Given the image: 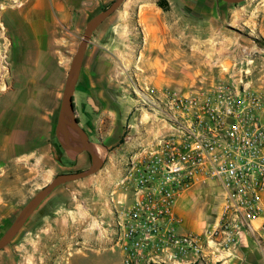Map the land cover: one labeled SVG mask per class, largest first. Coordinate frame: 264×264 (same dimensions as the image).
I'll use <instances>...</instances> for the list:
<instances>
[{"label": "rangeland", "instance_id": "374dc122", "mask_svg": "<svg viewBox=\"0 0 264 264\" xmlns=\"http://www.w3.org/2000/svg\"><path fill=\"white\" fill-rule=\"evenodd\" d=\"M3 1L5 0H0V3ZM113 1L72 0L71 15L74 18L72 17L68 26L69 32L65 33L55 23L53 34L55 41L46 44L48 50L43 51L45 55L41 59V64L25 68L20 65L15 66V63L23 62L28 49L24 42H16L15 35L12 36L7 32L1 13L8 7L21 9L25 7L26 2L7 0L8 6L0 9V101L9 100L17 95L20 97L23 92L19 87H29L30 89L24 92L25 97L19 100H23V104L30 108L31 119L34 115L45 117L44 125L51 137L58 133L60 129H55L54 125L59 121V107L65 79L87 20L108 8ZM219 1L223 10L222 25L227 34L237 39L241 57L233 58L234 54L229 48L225 50L219 62H229L227 69L222 70L225 75L224 80L228 79V75H232L235 79L242 77L244 83L253 89L264 90V39L260 37L256 27L257 20L264 15V0H246L239 4ZM228 9L234 12L231 22ZM136 10L137 7L132 0H125L90 38L92 43L89 44L90 47L87 48V55L83 61L81 86L89 87L90 95L87 96H90L96 109L92 112L85 96H78L76 104L77 110L83 104L97 137L109 131L116 134L127 116V123L158 125L161 132L165 130V123L152 115L149 109L141 106L140 99L145 97L144 93L147 92L145 88H136L131 83V80L136 79L134 73L130 71L131 67L126 69V74L131 78L129 76L124 78L125 73L121 72L124 67L118 64L121 54L128 51L122 38H129L130 35L125 33L126 29L136 26ZM248 15L253 21L246 24L245 18ZM135 40L136 48L139 39L135 38ZM221 40L229 44L227 39ZM231 46L233 47V44ZM135 52L136 50L134 54ZM17 74H35L36 81L15 82L13 79ZM108 76L111 77L110 82ZM218 76L219 74L214 72L215 81L222 79H217ZM108 90L113 92L115 97H110ZM108 108L114 110L116 114L108 113ZM126 111H130V114H126ZM79 121L84 123L82 115ZM59 134L62 146L56 147V156L61 160L59 164L62 169L54 163L51 152L47 154L44 172L38 171L37 162L30 160L27 163H19L20 169L23 167L22 171H19L23 176L16 185L12 184L13 178L9 176L7 178V174L0 179V238L14 223L28 201L52 178L59 174L80 172L89 168V155L72 150L66 143L67 137L64 132L61 131ZM110 137L113 136L110 134ZM125 137H129L127 131L119 138L114 137V140H110L114 145L108 151L114 150V153L109 156H105V152L97 146L103 162L97 173L58 186L51 191L12 241L0 250V264H120L115 229L112 225V218L114 219L116 213L111 199L118 198L121 189L117 185L130 161L124 164L122 160L123 150L120 148L124 146ZM79 153L83 155L78 156ZM24 166L30 169L35 166V171L29 172ZM212 182L208 181L193 189H199ZM201 196L199 201L203 203L206 198L204 194ZM222 204L223 201L219 203L218 200L211 202L210 217L216 218L218 213L220 215ZM121 210L122 208H119V211Z\"/></svg>", "mask_w": 264, "mask_h": 264}, {"label": "crops", "instance_id": "0c3cea01", "mask_svg": "<svg viewBox=\"0 0 264 264\" xmlns=\"http://www.w3.org/2000/svg\"><path fill=\"white\" fill-rule=\"evenodd\" d=\"M157 1L132 0V3L137 7L136 26L126 29L125 33L130 37L122 38V40L125 41L124 45L128 51L121 54L118 62L120 66L124 67L121 70L125 73L124 78H128L129 75L126 74V69L131 67L130 71L136 76V79L131 80V83L136 88L171 89L180 92L212 84L216 79L214 72L219 74L217 79H224L225 75H223L222 70L227 69L229 62H219L225 50L229 48L230 52L234 54L233 58L240 59L241 57L237 47V39L227 34L225 27L222 25V3L219 0H165L169 9L163 11L157 6ZM23 2H26L25 7L21 9L8 7L7 10L1 13V18L7 32L12 36L15 35L16 42H24L26 49H28L23 62L18 61L15 63V66L20 65L26 68L27 66L41 64V59L45 55L43 51L48 50L46 44L55 41V36H53L55 23L65 33H68V26L74 16L71 15L73 11L72 0H23ZM227 11L230 12L231 22L234 12L231 9ZM235 11L238 12L237 8H235ZM252 21L253 19L249 15L245 18L246 24ZM256 27L260 37L264 39V15L257 20ZM121 33L123 34V32ZM135 38L139 39L136 48ZM223 38L227 39L229 44L223 42L221 40ZM89 44L87 48L90 47ZM231 44H233V47ZM87 48L84 58L87 55ZM81 73L82 66L73 94L75 118L89 141L96 148L98 146L101 151H104L105 156L114 153V150L108 151L114 145L110 140H114V137L119 138L125 131H127L129 137L124 138V146L120 148V150H123L122 160L124 164L142 154L143 148L148 149L155 138L165 135L166 129L161 132L158 125L145 126L127 123V116L123 119L124 122L117 129L116 134L109 131V133L105 132V134L102 133L97 137L96 130L90 123L89 114L83 108V104L77 110L76 98L78 96H85L88 100L87 105L92 112L96 109L93 101L89 98L90 96H87L90 95L89 87L86 85L82 88L81 86ZM110 80L111 77L108 76V81L110 82ZM13 81L35 82L36 79L35 74H17ZM19 88L23 92L20 97L17 95L9 100L0 101V179L7 174V178L8 176L13 178L12 184L15 185L23 176L19 172L23 169V167L20 169L19 163L34 160L37 162L38 171L44 172L47 154L51 152L53 153L54 163L62 169L59 164L61 160L56 156V147L62 146L59 121L54 126L55 129L60 130L51 137L44 125L45 117L34 115L31 119L30 108L23 104V100H19V98L25 97L24 92L30 88ZM10 91L15 94L13 90ZM108 92L110 97H115L113 92L111 93L110 90ZM158 98L161 97L158 96ZM126 112V114H130V111ZM108 113L116 114L114 110L109 108ZM80 115H82L84 123L79 121ZM49 131H51V128ZM110 134L113 137H110ZM66 143L72 150L76 151L71 146L68 137ZM99 148L97 149L99 150ZM82 155L83 153H79L78 156ZM24 168L29 169V172L35 171V166L31 169L27 166H24ZM9 171L10 173H8ZM201 191H204V193ZM202 194L206 198L203 203L199 201ZM222 196H224L222 186L216 181L199 187V189L195 188L181 193L174 206V213L180 219L177 229L179 234L200 235L207 229L214 227L217 224L219 213L216 218L210 217V205L212 201L216 200L222 203ZM261 204L264 210V195ZM115 210L118 212L119 208ZM262 223V218L251 221V225L256 230ZM205 255L206 258L203 262L195 264H264V249L258 241L257 235H253L248 230H243L236 243L229 249L216 252L207 249Z\"/></svg>", "mask_w": 264, "mask_h": 264}, {"label": "built area", "instance_id": "2783aa9c", "mask_svg": "<svg viewBox=\"0 0 264 264\" xmlns=\"http://www.w3.org/2000/svg\"><path fill=\"white\" fill-rule=\"evenodd\" d=\"M146 92L141 106L165 123L166 133L129 161L111 199L114 210L122 208L112 221L120 264L203 262L207 249H229L243 230L264 249V90L228 75L185 92ZM208 181L224 193L217 224L200 235L179 234L177 198ZM256 218L263 219L258 230L251 225Z\"/></svg>", "mask_w": 264, "mask_h": 264}, {"label": "water", "instance_id": "95a60500", "mask_svg": "<svg viewBox=\"0 0 264 264\" xmlns=\"http://www.w3.org/2000/svg\"><path fill=\"white\" fill-rule=\"evenodd\" d=\"M125 0H114L108 8L93 16L84 28L83 36L78 44L76 52L73 56L70 69L67 73L64 89L62 92L60 108H59V125L69 138L71 146L78 152H85L90 157V166L85 171L64 173L56 175L43 188H41L22 208L14 223L0 238V250L5 248L12 239L17 235L26 223L27 219L35 212L38 206L46 199V197L58 186L87 178L97 173L102 167V159L99 150L91 143L78 125L73 109V94L79 77L80 69L84 60L87 45L90 38L97 27L117 11ZM229 4H239L246 0H221Z\"/></svg>", "mask_w": 264, "mask_h": 264}, {"label": "trees", "instance_id": "16d2710c", "mask_svg": "<svg viewBox=\"0 0 264 264\" xmlns=\"http://www.w3.org/2000/svg\"><path fill=\"white\" fill-rule=\"evenodd\" d=\"M156 4H157V6H158L159 8H161L163 11H167V10L169 9L168 3H167V1H165V0H158V1L156 2ZM263 46H264V41H263Z\"/></svg>", "mask_w": 264, "mask_h": 264}]
</instances>
